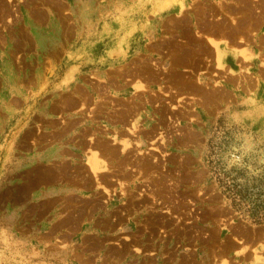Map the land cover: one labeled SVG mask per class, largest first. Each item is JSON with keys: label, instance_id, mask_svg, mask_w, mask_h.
<instances>
[{"label": "rangeland", "instance_id": "374dc122", "mask_svg": "<svg viewBox=\"0 0 264 264\" xmlns=\"http://www.w3.org/2000/svg\"><path fill=\"white\" fill-rule=\"evenodd\" d=\"M253 3L0 0V264H264V35L205 39Z\"/></svg>", "mask_w": 264, "mask_h": 264}, {"label": "crops", "instance_id": "0c3cea01", "mask_svg": "<svg viewBox=\"0 0 264 264\" xmlns=\"http://www.w3.org/2000/svg\"><path fill=\"white\" fill-rule=\"evenodd\" d=\"M226 1V0H224ZM241 1H246V3L249 5H252L254 6V3H253V0H241ZM223 5H225L226 3H222ZM256 9H258V16L257 18H255V13L254 11H256ZM254 11L253 12H249V11H245V13L249 16H253L254 19H250L248 22L246 19L244 20H237L236 24L239 26L236 25V27L233 29V33L230 34V33H227L223 30H215V31H210V30H205V39L207 41V38L206 37H211L213 39H215L216 41V47L212 46L214 49H215V55H217L218 57H220V52L217 51V43L218 41L222 40V39H227L229 40L230 42V46L231 47H236L238 46L239 44V36L238 33L239 31L240 32H245V31H248V34L245 36L246 38H253V37H256V36H262L264 35V3H260V5L256 8H254ZM237 12V10H236ZM239 16V15H237ZM247 22V28L248 29H244V28H241L244 24H246ZM250 28V30H249ZM239 48V47H237ZM217 51V52H216ZM222 58V57H221ZM220 58V60H221ZM46 101H41L39 102V110L37 112H33L34 114H38V115H41V117H44L45 118V113H46V109L48 108L46 106ZM54 109V108H51L50 111ZM31 114H32V111H31ZM55 116V115H54ZM133 123V122H132ZM132 123H130V129L132 130ZM128 129V128H127ZM129 130V129H128ZM120 134L122 132H119ZM73 141V139H71V142ZM41 141L38 142V144L35 146V144H32L30 140H28L27 142H24L22 144V149H19V151L22 150L23 154L22 155H17L15 156L14 159V164H13V167H14V170L17 172L19 168H21L22 164L26 161H34V160H37V161H41V160H46L49 159L50 157L53 156V154L55 152H58V151H65L66 149H71L66 143H63L61 145H56V143H53L49 146H46L44 148H40V145H41ZM88 143H86L87 145ZM96 154V151H92L90 155H85V156H88L87 161L86 160V164L88 165V168L90 169L89 171L91 172V175L93 178H98V176H103V174H105V172L108 170L107 167L105 165H103L104 161L97 157L96 156V161H98V170H96V174L93 173V170L91 169V166L89 165L92 161H93V155L94 153ZM84 161V159H83ZM102 172V173H101ZM99 173V174H98ZM98 174V176H97ZM97 176V177H96ZM67 181H76L74 179H71V180H67ZM97 181V180H96ZM62 182V181H61ZM66 188V187H65ZM59 189H63L61 186H57V185H51L50 187H48L47 189H44V190H36V191H33L31 194H47V195H52V194H58L57 192L59 191ZM42 196V195H41ZM241 249V248H240ZM258 250V249H257ZM248 256V261L247 262H253V254L252 253H249ZM221 264V263H220ZM222 264H225V263H222Z\"/></svg>", "mask_w": 264, "mask_h": 264}, {"label": "bare ground", "instance_id": "6f19581e", "mask_svg": "<svg viewBox=\"0 0 264 264\" xmlns=\"http://www.w3.org/2000/svg\"><path fill=\"white\" fill-rule=\"evenodd\" d=\"M209 14V13H208ZM207 25V24H206ZM207 38V42L210 44V45H212V46H214V47H216V41H215V39H213V38H211V37H206ZM217 52V51H216ZM139 73V72H138ZM141 90V89H140ZM223 93V92H222ZM208 94V93H207ZM208 98V97H207ZM208 100V99H207ZM141 108V107H140ZM120 113V112H119ZM123 114V113H122ZM128 114V113H127ZM114 115V114H113ZM125 117H126V115H125ZM113 119V118H112ZM132 127V126H131ZM133 130H135V128H134V126L132 127V130L130 131V132H133V135H135L134 133H135V131H133ZM137 130V129H136ZM89 131V130H88ZM144 135V134H143ZM138 136V135H137ZM149 136V135H148ZM137 138V137H136ZM130 144V143H129ZM128 146V145H127ZM102 147H104V146H102ZM133 147V146H132ZM131 147V148H132ZM129 148H130V145H129ZM130 148V149H131ZM100 150V149H99ZM128 150V149H127ZM117 151V150H116ZM123 152H125V151H123ZM94 153V152H93ZM93 155V161L89 164L91 167H92V170H93V173L94 174H96V169H98L97 167H98V161H96L95 159H96V154L94 153V154H92ZM126 158V157H125ZM88 161V160H87ZM89 162V161H88ZM147 163V162H146ZM88 164V163H87ZM138 165V164H137ZM144 165V164H143ZM142 165V166H143ZM146 165V164H145ZM144 165V166H145ZM138 167V166H137ZM146 167V166H145ZM139 168V167H138ZM151 169V168H150ZM90 170V169H89ZM159 172V171H158ZM102 173V172H101ZM142 173V172H141ZM99 174V173H98ZM98 174H97V176H98ZM96 176V177H97ZM128 176V175H127ZM99 177V176H98ZM132 177V176H131ZM96 180H97V178H96ZM132 202V201H131Z\"/></svg>", "mask_w": 264, "mask_h": 264}]
</instances>
